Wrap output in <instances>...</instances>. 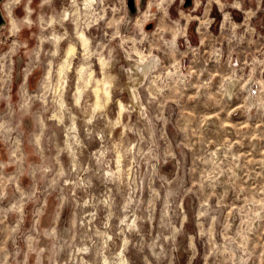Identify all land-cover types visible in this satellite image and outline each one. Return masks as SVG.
I'll return each mask as SVG.
<instances>
[{
    "label": "clouds",
    "instance_id": "9594fccd",
    "mask_svg": "<svg viewBox=\"0 0 264 264\" xmlns=\"http://www.w3.org/2000/svg\"><path fill=\"white\" fill-rule=\"evenodd\" d=\"M0 264H264V0H0Z\"/></svg>",
    "mask_w": 264,
    "mask_h": 264
},
{
    "label": "water",
    "instance_id": "95a60500",
    "mask_svg": "<svg viewBox=\"0 0 264 264\" xmlns=\"http://www.w3.org/2000/svg\"><path fill=\"white\" fill-rule=\"evenodd\" d=\"M129 6H130V8L132 7V0H129Z\"/></svg>",
    "mask_w": 264,
    "mask_h": 264
},
{
    "label": "rangeland",
    "instance_id": "374dc122",
    "mask_svg": "<svg viewBox=\"0 0 264 264\" xmlns=\"http://www.w3.org/2000/svg\"><path fill=\"white\" fill-rule=\"evenodd\" d=\"M187 3L190 4V3H191V0H188ZM214 14H215V13H214Z\"/></svg>",
    "mask_w": 264,
    "mask_h": 264
},
{
    "label": "flooded vegetation",
    "instance_id": "af4514ba",
    "mask_svg": "<svg viewBox=\"0 0 264 264\" xmlns=\"http://www.w3.org/2000/svg\"><path fill=\"white\" fill-rule=\"evenodd\" d=\"M188 1V0H187Z\"/></svg>",
    "mask_w": 264,
    "mask_h": 264
}]
</instances>
